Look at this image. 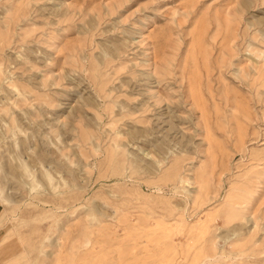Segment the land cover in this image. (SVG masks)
Segmentation results:
<instances>
[{"label": "rangeland", "instance_id": "374dc122", "mask_svg": "<svg viewBox=\"0 0 264 264\" xmlns=\"http://www.w3.org/2000/svg\"><path fill=\"white\" fill-rule=\"evenodd\" d=\"M0 264H264V0H0Z\"/></svg>", "mask_w": 264, "mask_h": 264}, {"label": "bare ground", "instance_id": "6f19581e", "mask_svg": "<svg viewBox=\"0 0 264 264\" xmlns=\"http://www.w3.org/2000/svg\"><path fill=\"white\" fill-rule=\"evenodd\" d=\"M165 116V115H164ZM164 119V118H163ZM168 119V118H167Z\"/></svg>", "mask_w": 264, "mask_h": 264}]
</instances>
